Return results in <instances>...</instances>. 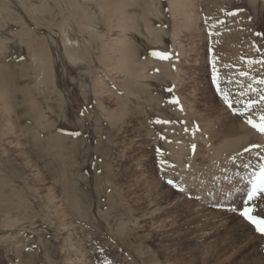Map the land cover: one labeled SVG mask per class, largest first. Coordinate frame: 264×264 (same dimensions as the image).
<instances>
[{
    "label": "rangeland",
    "instance_id": "obj_1",
    "mask_svg": "<svg viewBox=\"0 0 264 264\" xmlns=\"http://www.w3.org/2000/svg\"><path fill=\"white\" fill-rule=\"evenodd\" d=\"M120 1L0 0V264H264V0Z\"/></svg>",
    "mask_w": 264,
    "mask_h": 264
},
{
    "label": "bare ground",
    "instance_id": "obj_2",
    "mask_svg": "<svg viewBox=\"0 0 264 264\" xmlns=\"http://www.w3.org/2000/svg\"><path fill=\"white\" fill-rule=\"evenodd\" d=\"M2 1V0H1ZM75 1H77V0H75ZM104 1V3H105V0H103ZM186 1V0H185ZM108 2V1H107ZM111 1H109L108 3H110ZM74 2L72 1L71 3H69V5H71L72 7H74V4H73ZM103 3V4H104ZM120 4L122 3V0L119 2ZM174 3V2H173ZM172 3V4H173ZM178 3V2H177ZM67 4V3H66ZM107 4V3H106ZM110 4H113L114 5V3H110ZM190 4V3H189ZM105 5V4H104ZM104 5H102L103 7H104ZM174 5V4H173ZM5 6V5H4ZM183 6V5H182ZM117 12L118 13H121V11H119L118 9H117ZM176 12V11H175ZM123 16V15H122ZM66 19V18H65ZM66 21V20H65ZM65 21H64V23H65ZM61 25H62V23H61ZM65 25H67V24H65ZM64 27V26H63ZM79 27V26H78ZM61 29V28H60ZM66 30V29H65ZM64 31V30H63ZM64 34V33H63ZM66 35V34H65ZM29 36V35H28ZM67 37V36H66ZM68 41V40H67ZM25 44L27 45V48L29 49V50H33L32 51V57H33V60H34V64L36 65V68H37V70H38V75L39 76H41V82H42V84H44V83H46L47 84V82H52L51 81V75H50V73H49V68H48V59L45 57V52L42 50V48L40 47L41 45L38 43V42H35L34 41V39H32V38H30L29 39V37H27L26 38V40H25ZM72 49V48H71ZM66 50H68V51H71V50H69L68 49V47H66ZM74 50V49H73ZM69 53V52H68ZM71 53V52H70ZM126 53V52H125ZM129 53V52H128ZM121 60H123V62L124 61H127V59H125L124 58V56H123V58H121ZM127 63V62H126ZM124 64H125V62H124ZM126 69H127V67H126ZM39 84H40V81L38 82ZM0 86H2V84H0ZM1 88V87H0ZM33 108H34V110H36V112H37V109H36V106L34 105L33 106ZM41 113V112H40ZM22 161V163H24V161H23V156H21V158H20ZM35 178V177H34ZM26 183V182H25ZM27 185V184H26ZM7 196V194L6 195H4V197H6ZM9 198V197H8ZM46 198H47V200H49L50 202H54V199H55V196L52 194V192H48V194H46ZM3 199V198H2ZM2 201V200H1ZM4 201V200H3ZM5 202V201H4ZM7 202V201H6ZM9 206V205H8ZM58 206V205H57ZM1 207V206H0ZM5 207V206H4ZM4 207H3V209H4ZM243 207V206H242ZM242 207L239 209V210H241L242 209ZM254 215H261L262 216V218H264V214H260V213H253ZM60 222H59V225H60V228L62 227V228H66V227H68V221H66V219H65V217H62V219H60L59 220ZM243 222H244V224H245V226H247V227H249V228H252V227H254L253 225H251V224H249L248 222H246V221H244V220H242ZM70 228V227H69ZM68 236H71V234L69 233V235ZM66 240V239H65ZM80 242V241H79ZM80 244L81 243H77V241L76 240H74V238L73 239H70V237L68 238V240H66V241H64V243H63V246H62V250H63V253H64V256L66 257L65 258V263L64 264H72V263H74V264H89V260H88V258H89V256L88 257H86L87 256V254H84L81 250L82 249H80Z\"/></svg>",
    "mask_w": 264,
    "mask_h": 264
},
{
    "label": "snow or ice",
    "instance_id": "obj_3",
    "mask_svg": "<svg viewBox=\"0 0 264 264\" xmlns=\"http://www.w3.org/2000/svg\"><path fill=\"white\" fill-rule=\"evenodd\" d=\"M153 55H160L162 58H166V54L153 53ZM244 73H242L243 75ZM213 79L215 80V69L213 70ZM259 83L264 84V80H260ZM261 101H264V96L261 97ZM175 102V101H174ZM224 102L229 103L227 96H224ZM255 101H249L246 107H251ZM230 106V105H229ZM260 122L257 123L252 119H248L247 123L254 129L264 134V115L259 118ZM79 135V133H74ZM247 151V149H246ZM249 164H244V168H248ZM172 183V181H169ZM247 198L243 200V207L239 211V215L249 224L255 227V231L264 235V218L261 215H254L255 209L249 206V203L254 200L259 194L264 193V156L260 157V162L256 165L254 170L247 180ZM235 211V209H233Z\"/></svg>",
    "mask_w": 264,
    "mask_h": 264
}]
</instances>
